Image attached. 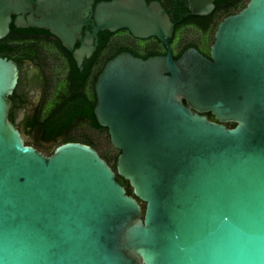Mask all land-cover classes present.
I'll return each mask as SVG.
<instances>
[{"label": "water", "instance_id": "95a60500", "mask_svg": "<svg viewBox=\"0 0 264 264\" xmlns=\"http://www.w3.org/2000/svg\"><path fill=\"white\" fill-rule=\"evenodd\" d=\"M177 2L193 16L215 9V0ZM92 4L37 0L40 18L28 25L49 29L79 69L101 31L155 38L166 53L122 52L94 83L116 173L86 144L50 155L26 145L8 119L18 70L0 58V264H264V0L218 23L209 58L191 47L176 59L158 1Z\"/></svg>", "mask_w": 264, "mask_h": 264}, {"label": "flooded vegetation", "instance_id": "af4514ba", "mask_svg": "<svg viewBox=\"0 0 264 264\" xmlns=\"http://www.w3.org/2000/svg\"><path fill=\"white\" fill-rule=\"evenodd\" d=\"M15 1L17 2V0L12 1L9 8L6 5L0 6V17L7 18V29L0 35V58L12 61L18 70V82L9 97L11 107L8 119L20 132L24 143L40 152L42 150L51 151V148L40 147L39 143L49 146L55 141L43 139L39 128L32 124L46 121L57 108L55 97L67 90L66 80L71 73H74V69H77L81 74L88 73L89 78L85 91L87 96L92 98L93 79L108 60L122 52L139 58H145L153 53H155L154 55L166 53L164 46L155 38L136 39L125 29L113 33L101 31L92 38L94 49L88 58L83 59L79 69L73 59L72 52L64 48L60 39L54 36L49 29L28 25V18H40L39 10L35 5L37 0H33L34 4L26 8L22 4H15ZM92 1L94 9L98 3L109 0ZM151 1H158L163 6L162 2L165 0H150L149 3ZM91 23H93V16L87 19L88 25L82 28V38L85 37V31L92 32ZM1 25L0 21V27ZM217 25L218 23L214 29L213 23L205 31L196 23L184 25L177 31L174 25L173 42L170 44L172 55L173 46L177 47V43L183 39L182 37L185 34H190L192 40L186 42L191 43L188 48H195L203 56L209 58V50ZM79 46L80 42L76 41L74 50ZM27 135L33 136V140L29 141ZM95 150L97 151V149ZM98 154L112 169L113 164L101 153L98 152Z\"/></svg>", "mask_w": 264, "mask_h": 264}, {"label": "trees", "instance_id": "16d2710c", "mask_svg": "<svg viewBox=\"0 0 264 264\" xmlns=\"http://www.w3.org/2000/svg\"><path fill=\"white\" fill-rule=\"evenodd\" d=\"M146 1L149 3L150 0ZM248 1L249 0H215V9L213 12L203 17L189 14L187 9L182 4L178 3L177 0H165L162 2V5L165 7L171 21L174 23L176 31L178 28L190 23H196L202 27V30L205 31L206 29L210 28L213 23L215 29L216 24L219 23L224 17L238 13L246 6ZM172 42L173 39L169 41V44H172ZM190 45L191 43H186V41L184 42L183 39H181L179 43H177V47L173 46V58H178L181 53H183V51H185ZM175 49H177L176 53L174 52ZM154 54L155 53L151 54L150 56ZM150 56H145V58L142 59H146ZM103 67L93 79L91 85V91L93 95L92 98L88 97L85 91L87 87V80L89 78L88 73L84 72L81 74L77 69H74V73H71L70 77L67 78L68 80H66L67 90H65L64 93H59L55 97L57 108L46 121L42 123L34 122V124H32L33 126L39 128L43 139L55 141V143L60 142L59 144L66 142H78L96 149L89 137L83 136L78 138L73 137L71 134L73 130L83 125H86L93 130L100 131L108 137L107 129L100 127L97 124L94 116L96 99L95 94L93 93V85ZM205 115L210 119H213L212 115ZM225 125L228 128H232L234 126L233 123H226ZM52 152L53 151H48L47 155H50ZM115 166L116 161L112 167L113 171L116 173ZM116 179L125 188L127 195L133 196L129 183L120 178L117 174ZM138 203L140 204L143 211L144 204L140 201H138Z\"/></svg>", "mask_w": 264, "mask_h": 264}, {"label": "rangeland", "instance_id": "374dc122", "mask_svg": "<svg viewBox=\"0 0 264 264\" xmlns=\"http://www.w3.org/2000/svg\"><path fill=\"white\" fill-rule=\"evenodd\" d=\"M182 38H183L184 42L185 41L187 42V41L192 40V35L185 34ZM71 134L73 135V137H78V138L83 137V136L89 137V139L95 145L97 151L99 153H101L103 156H105V158H107L112 164L115 163L116 158L118 156V151L115 150L111 146L108 137L104 133L97 131V130H93V129L89 128L88 126L83 125L81 127H78L77 129L73 130L71 132ZM27 139L29 141H32L33 136L27 135ZM59 143H53V144H50L49 146H46L43 143H39V145H40V147H45V148L50 147L51 151H53L54 148L59 145ZM41 152H43V154H45V155L48 154L47 152H45L43 150Z\"/></svg>", "mask_w": 264, "mask_h": 264}]
</instances>
